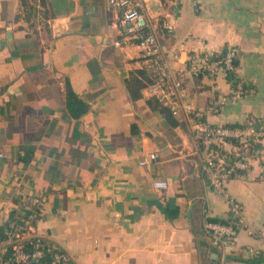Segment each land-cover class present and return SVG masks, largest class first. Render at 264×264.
I'll list each match as a JSON object with an SVG mask.
<instances>
[{
  "label": "crops",
  "instance_id": "crops-1",
  "mask_svg": "<svg viewBox=\"0 0 264 264\" xmlns=\"http://www.w3.org/2000/svg\"><path fill=\"white\" fill-rule=\"evenodd\" d=\"M163 3L150 14L174 26L158 34L173 67L191 51L235 47L237 76L253 89L207 121L264 123V0ZM116 20L107 0H0V225L11 211H29L32 232L74 264H264L244 250L264 241L244 229L234 247L211 243L204 221H227L229 212L205 179L208 149L187 115L167 119L149 104L148 85L136 84L149 74L137 48L112 45ZM215 82L188 79L195 107L230 92L225 76ZM67 89L87 106L82 115ZM257 151L250 172L225 185L264 238V137ZM150 153L149 167L139 165ZM157 180L167 187L154 188Z\"/></svg>",
  "mask_w": 264,
  "mask_h": 264
},
{
  "label": "built area",
  "instance_id": "built-area-1",
  "mask_svg": "<svg viewBox=\"0 0 264 264\" xmlns=\"http://www.w3.org/2000/svg\"><path fill=\"white\" fill-rule=\"evenodd\" d=\"M109 8L117 13L118 37L112 41L114 47L134 46L144 69L153 78L148 86L149 92L159 103L166 106L171 114H185L191 123V135L197 145L208 149L203 160V173L210 187L223 195L227 204V221H204V229L211 243L222 249L236 245L237 234L244 229L259 241H264L261 233L253 229L246 220L242 205L226 190V181L234 176L247 175L252 163L259 158L257 143L264 137V123L247 117L240 124H213L207 121L209 114L218 113L223 104L230 99L250 94L253 89L240 80L234 60L238 57L235 47H227L224 53L191 51L186 54L182 67H173L166 58L160 42L159 31L171 36L174 26L166 15L150 14V6L161 9L163 0H107ZM222 74L228 79L230 92L227 95L212 97L205 107H195L188 98L187 82L191 77L203 76L215 82ZM228 75H231L228 77ZM150 153L148 158L138 163L146 168L155 159ZM259 179L264 178V162H259ZM156 189L167 187L165 180L153 182ZM30 218L21 226H11L5 238L0 240V264H37L45 250L52 251V264H74L71 256L60 249H51L44 240L30 228ZM47 248V249H46ZM7 249L10 252L7 256ZM244 250L253 258L264 255L263 247L247 245Z\"/></svg>",
  "mask_w": 264,
  "mask_h": 264
},
{
  "label": "trees",
  "instance_id": "trees-1",
  "mask_svg": "<svg viewBox=\"0 0 264 264\" xmlns=\"http://www.w3.org/2000/svg\"><path fill=\"white\" fill-rule=\"evenodd\" d=\"M226 49V48H225ZM225 49L221 51V53L225 52ZM234 63L237 64V59L234 60ZM231 75H228L230 77ZM143 82H136L137 86L143 87L145 85H150L153 82V78L148 74L146 76V79ZM128 87L131 92V95L133 98L139 97L138 94L134 91V86L128 82ZM67 98L69 100V103L71 104V108L73 109V113L76 116H80L83 113L86 112L87 106L83 104L76 96L75 94L70 90L67 89ZM149 104H151L154 108H157L164 116L168 119L171 115V112L169 109L164 106L163 104L159 103L155 98L149 101ZM29 215V211H24L22 214H17L15 211H11L9 215V219L4 223L0 225V240L5 238L6 236V227L7 226H21L24 224V221L26 217ZM47 249V248H46ZM10 252V249H7L5 256H7ZM37 264H52V251L51 250H45V254L43 258L38 262Z\"/></svg>",
  "mask_w": 264,
  "mask_h": 264
},
{
  "label": "rangeland",
  "instance_id": "rangeland-1",
  "mask_svg": "<svg viewBox=\"0 0 264 264\" xmlns=\"http://www.w3.org/2000/svg\"><path fill=\"white\" fill-rule=\"evenodd\" d=\"M152 9H153V8H150V10H152ZM155 10L157 11V9H156V8H154V11H155Z\"/></svg>",
  "mask_w": 264,
  "mask_h": 264
}]
</instances>
